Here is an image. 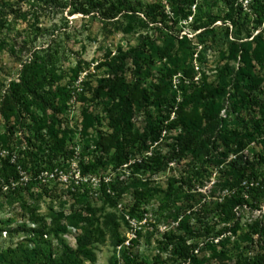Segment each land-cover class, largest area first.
<instances>
[{
  "label": "rangeland",
  "instance_id": "374dc122",
  "mask_svg": "<svg viewBox=\"0 0 264 264\" xmlns=\"http://www.w3.org/2000/svg\"><path fill=\"white\" fill-rule=\"evenodd\" d=\"M83 1L0 0V167L17 164L19 172L10 185L0 179V264H70L60 262L59 239L75 249L84 232L90 258L80 253V264H236L241 254L254 256L263 244L254 231H264V197L239 198L235 234L191 232L230 191L236 169L253 164L264 176L258 159L264 153V18L257 25L250 17L249 0H130L134 15L113 18L99 10L74 12ZM206 12L221 19L206 26ZM258 33L261 45H246ZM153 43L167 54L152 57L153 74L142 80L148 99L129 113L127 159L118 164L114 150H95L108 126L105 100L94 93L120 61L118 75L131 83L135 67L127 53L141 52L146 63ZM241 50L251 59L252 79L237 82ZM158 67L167 77L158 76ZM179 84L187 94L207 84L223 90L215 107L222 122L194 153L181 150V128L169 126L151 103L171 94L178 100ZM239 94L235 112L231 102ZM85 110L99 118L88 133ZM55 135L72 153L55 154L48 174L43 168L53 154L46 150ZM137 188L157 191L135 206ZM182 240L197 244L187 260L177 246Z\"/></svg>",
  "mask_w": 264,
  "mask_h": 264
},
{
  "label": "trees",
  "instance_id": "16d2710c",
  "mask_svg": "<svg viewBox=\"0 0 264 264\" xmlns=\"http://www.w3.org/2000/svg\"><path fill=\"white\" fill-rule=\"evenodd\" d=\"M184 1L188 3V5L195 2L194 0ZM78 4L82 6L75 8L74 12L88 13L90 11L99 10L105 14L106 18H113L122 11L126 13L130 12L129 15H134L133 13L136 11L130 0H85V2L83 1ZM158 7V5H148L150 12L153 13L159 12ZM198 7L197 11H202L203 7ZM239 8L241 9V7ZM248 8L250 17L254 16L257 25H260L262 23V18H264V0H249ZM203 17L204 20L201 23L206 26L221 19L214 16L211 12H206ZM228 19L233 22L231 15H228ZM194 27L199 28L200 26L196 25ZM261 35L262 34L258 33L251 39L246 40V45H251L253 43L261 45L259 41ZM262 44V48H264V40ZM257 48L260 49V46H257ZM150 49V53L152 54L146 55V63H143L141 60V52L134 51V54L127 53V55H130L132 58V64L135 67L133 81L131 83L125 81L124 77L118 75L119 72H122V61H120L118 64H114L115 66H112L114 76L102 78L94 93L95 97H103L105 100L103 111L105 112L106 125L108 126V132L104 135L100 134L98 141L95 142V150L100 153H108L110 149L114 150V153L118 154V164H122L127 159L123 154H127L124 152L125 135L130 132L132 128L129 120V113L133 109V106L137 105L135 104L136 102L148 99L146 96V88L143 86L142 80L153 74L154 63L152 64V57H158L161 60L165 54H167L166 49H162L159 45L154 43ZM239 56L241 66L234 72L235 80H237V82L249 81L252 79L251 59L248 52L245 50H241ZM157 69L159 70V77H167L163 69L159 67ZM183 86L182 84L177 86V90L181 92V97L178 100L175 94H171L163 96L160 100L158 98L151 103L157 108L159 115L164 118V121H167L169 126L181 128L182 132L177 136L181 150L194 153L202 149L203 136L211 135L212 132L218 130L220 122H222L219 115L221 107H215L219 105L218 98L223 90L219 86L213 87L207 84L204 85L197 94L194 92L187 94ZM243 97V94H239L238 98L236 96L234 97L236 101L233 99L231 102L234 109L233 111L238 112L237 110L242 106ZM199 109H202L200 113L198 111ZM162 112L163 114H161ZM239 122H241V120H239ZM94 123H99L98 116L93 114V112L85 110L83 114L84 133H88V129L92 127ZM233 133L238 136L240 132L239 130H234ZM49 144L50 148L46 150V154L53 155H49L45 160L43 171L52 174L57 165L55 154H71L72 151H68L64 146V140L58 138L57 135L54 136ZM97 158V156H94L91 161H88L89 167L93 168L92 161H97ZM258 159L260 160V164L264 165V153L261 154ZM4 170L8 171V173H4ZM93 170H95V168ZM9 177L13 181L18 179L19 172L17 164L10 166L1 165V181L5 180L6 183L10 185ZM109 186L113 187V184L109 183ZM156 191V189H153L152 192H148L145 188L134 189L132 192L133 204L135 206L139 205L142 200L151 197ZM124 192L125 188H121L120 194ZM167 193V197L170 196V192ZM244 193L256 202L264 197V176L263 174H259V170L256 169L253 164H250L249 167L245 165L234 171L230 191L225 194L221 200L215 202L213 204L214 206L207 209L208 214H213L215 219L208 220V214L204 216L205 219L204 217L202 218L203 220L198 218L201 223L200 227L193 231L189 230L192 231V237L205 236L210 233H214L216 237H225L227 233L235 234L238 225V214L235 207L239 202V198ZM65 229L66 228H63L62 231H65ZM254 233H256L259 241H262V249L254 256L245 257L242 254L239 255L236 264H264V231L255 230ZM223 237L218 240L219 244L223 243ZM59 243L62 247L60 256L62 259L60 262L66 261L70 264H80V253L86 258H90V254L85 248L86 245L89 244V236L86 232L77 237L75 249L68 246L62 239H59ZM177 246L179 247L180 254L184 256V260H187V257L189 258L191 251L197 244H187L185 240H182L181 242H177ZM222 247L220 253L221 256L224 257L226 255L224 244H222ZM193 264H202V260H194ZM218 264H226V262L222 261Z\"/></svg>",
  "mask_w": 264,
  "mask_h": 264
}]
</instances>
